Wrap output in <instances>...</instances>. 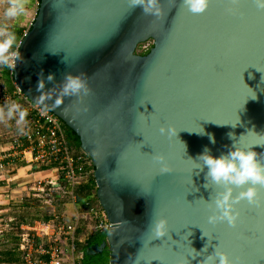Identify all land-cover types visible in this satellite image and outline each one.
Masks as SVG:
<instances>
[{"label": "water", "instance_id": "water-1", "mask_svg": "<svg viewBox=\"0 0 264 264\" xmlns=\"http://www.w3.org/2000/svg\"><path fill=\"white\" fill-rule=\"evenodd\" d=\"M161 2L157 18L130 0H40L13 82L39 103L41 95L57 96L66 72L87 81V95L62 97L58 107L45 101L79 137L111 222L106 239L86 253L107 247L109 264H202L222 244L237 264H264V202H240L235 227L209 224L203 199L216 189L204 187L207 169L193 162L206 146L227 153L229 132L264 161V10L254 0H211L193 14L180 0ZM146 41L153 45L141 54ZM49 72L55 79L38 92L37 80ZM162 124L173 134L162 135ZM199 126L205 134L189 131ZM154 152L167 156L172 171H159ZM159 215L169 233L154 238Z\"/></svg>", "mask_w": 264, "mask_h": 264}, {"label": "built area", "instance_id": "built-area-1", "mask_svg": "<svg viewBox=\"0 0 264 264\" xmlns=\"http://www.w3.org/2000/svg\"><path fill=\"white\" fill-rule=\"evenodd\" d=\"M35 14L18 41V47ZM10 69L12 73L13 68ZM5 102L19 103L28 109V116L24 133L16 131L0 143V178L15 170V165L9 161L15 155L34 165L32 173L50 172L47 176L33 177L27 186L26 197L30 198V204L38 200L40 216L22 222L18 228L17 246L23 264H80L82 255L77 252L76 245L82 239L77 237L76 230L81 218L86 219L92 231L111 227L99 204H91L84 211L75 204L73 188L94 174V168L85 166L92 165L87 156L73 153L63 122L52 111H42V105L29 100L17 87L12 94L0 91V107ZM66 199L73 204L72 214L57 208V204ZM21 202L27 207L24 200ZM2 217L0 233L17 228L14 216Z\"/></svg>", "mask_w": 264, "mask_h": 264}, {"label": "clouds", "instance_id": "clouds-1", "mask_svg": "<svg viewBox=\"0 0 264 264\" xmlns=\"http://www.w3.org/2000/svg\"><path fill=\"white\" fill-rule=\"evenodd\" d=\"M170 2L175 3V0H170ZM210 3L211 0H180V8L193 14H199L205 12ZM254 3L258 9L264 10V0H254ZM130 4L132 7L140 6L146 14H151L157 18L164 15L161 0H130ZM24 15L25 5L22 0H9L3 11V16L8 21H15ZM17 59H19V53L16 34L14 31L8 30L5 25L3 29H0V66L14 68ZM54 79L55 74L51 72L48 73L46 78L41 76L36 83L37 91L42 92L45 84ZM88 92L87 81L81 74L66 72L60 82V91L57 96L53 98L41 95L39 103L43 105L42 111H48V106L45 104L47 99H51L52 103L58 107L62 103V97H78L82 94L87 95ZM27 116L28 109L19 103L5 102L0 107V119L14 121L17 131L20 133H24L26 130ZM159 131L162 135L167 134L170 136L173 134L172 125L170 124H162ZM189 131L201 135L205 134V130L201 126ZM207 135L210 142L215 143L214 135L211 133H207ZM227 135L229 139L233 140L227 153L214 155L206 146L198 155L196 161L190 159L195 162L196 166L194 168L207 169L204 187L212 189L215 186L216 189L212 191L208 200L201 198L205 205L212 210L207 218L208 223L226 222L229 227H235L240 218L237 207L240 202H247L250 206H260L264 202V197L259 191L260 187H264V161L258 158V153L254 147H244L239 144L231 132ZM151 155L153 161L159 166L161 173L172 171L171 164L164 153L154 152ZM238 189L239 191H237ZM150 230L154 238L164 237L168 234L169 221L167 216H157L152 222ZM203 235L208 236L204 231ZM193 251L196 252L194 249ZM202 251H207V244L200 252ZM185 264H188V262L186 261ZM199 264H201L200 261ZM202 264H237V262L228 251L217 245L213 253L203 258Z\"/></svg>", "mask_w": 264, "mask_h": 264}, {"label": "trees", "instance_id": "trees-1", "mask_svg": "<svg viewBox=\"0 0 264 264\" xmlns=\"http://www.w3.org/2000/svg\"><path fill=\"white\" fill-rule=\"evenodd\" d=\"M22 2L25 5V15L13 21L12 25L8 29L15 32L16 43H18L24 31L27 29L30 19L33 16V13H35L40 0H22ZM152 45H153L152 42L149 43L147 41L140 43L137 47V51L141 54H146L148 53ZM15 90H16V86L13 82L11 69L5 66H0V91L12 94ZM63 125L65 127L67 142L71 147V149L73 150V153L87 156L84 153V151L81 149L80 139L77 136V134L71 128H69L64 122ZM87 158L89 160V163L92 164L91 159L88 156ZM85 166L94 168L93 164L90 166L88 165ZM73 190L76 196L75 204L81 210L83 211L86 210L91 204L94 203L98 204L94 174H91L88 177L82 179L78 184L75 185ZM57 208L58 210L67 211L68 214L73 213V204L69 202L68 199L58 203ZM22 222H24L23 218L19 217L18 219H16V226H17L16 229L18 231H19L18 228ZM76 235L77 237L82 239L77 241V245H76L77 252L81 253L82 255V257L80 258V264H109L110 251L108 250L107 247L97 254L86 253L87 247L95 243H101L106 239V230L92 231L89 228V223L86 221L84 217H82L81 222L77 227ZM15 247L18 246L16 245L7 250H3L2 252L3 259L0 260V264H2L3 261L10 264L18 260L19 253L17 248Z\"/></svg>", "mask_w": 264, "mask_h": 264}, {"label": "crops", "instance_id": "crops-1", "mask_svg": "<svg viewBox=\"0 0 264 264\" xmlns=\"http://www.w3.org/2000/svg\"><path fill=\"white\" fill-rule=\"evenodd\" d=\"M37 10V9H36ZM36 12V11H35ZM12 165H15V170L8 173L4 177L0 178V222L4 218L2 216H14L16 219L23 218L24 222L28 219H34L40 216L38 210L32 213H27L26 209L33 208V204L29 202L30 198L27 196V186L28 183L33 179V177H39L41 175H49V171H43L41 173H32L34 167L33 164L28 163L23 160L20 156H13L9 158ZM27 203V207H23L21 201ZM30 204V206H28ZM37 209V208H36ZM18 230L12 229L9 232L0 233V260L3 259L2 252L16 246L18 244ZM16 244V245H15ZM18 250V247H15ZM19 257L18 260L10 264H23L22 253L18 250ZM2 262V261H1ZM2 264H8L2 262Z\"/></svg>", "mask_w": 264, "mask_h": 264}, {"label": "rangeland", "instance_id": "rangeland-1", "mask_svg": "<svg viewBox=\"0 0 264 264\" xmlns=\"http://www.w3.org/2000/svg\"><path fill=\"white\" fill-rule=\"evenodd\" d=\"M8 2H9V0H0V29H3L5 25L9 29L10 26L12 25V23H13V21L5 20V18L3 16L4 8H5V6L7 5ZM34 14L35 13H33V16H34ZM32 17H31V19H32ZM16 131H17V126H16L14 121H6L4 119H0V143L5 141L11 134H13ZM38 203H39L38 200H35L32 203L33 204V206H32L33 208H31V209L30 208L29 209L24 208V210H26L27 213H29V212L32 213L34 211L37 212L38 210H40L39 206H38ZM39 212L40 211H38L37 214H39Z\"/></svg>", "mask_w": 264, "mask_h": 264}, {"label": "snow or ice", "instance_id": "snow-or-ice-1", "mask_svg": "<svg viewBox=\"0 0 264 264\" xmlns=\"http://www.w3.org/2000/svg\"><path fill=\"white\" fill-rule=\"evenodd\" d=\"M236 118H237V115H236V113L234 114V116H233V121H235L236 120ZM219 246H220V248H222L223 249V246H222V244H218Z\"/></svg>", "mask_w": 264, "mask_h": 264}]
</instances>
